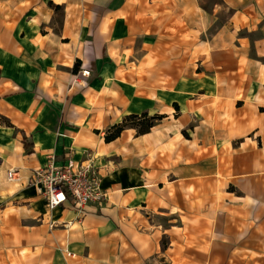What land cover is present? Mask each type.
<instances>
[{"label": "crops", "instance_id": "1", "mask_svg": "<svg viewBox=\"0 0 264 264\" xmlns=\"http://www.w3.org/2000/svg\"><path fill=\"white\" fill-rule=\"evenodd\" d=\"M52 155L104 202L6 180ZM0 264H264V0H0Z\"/></svg>", "mask_w": 264, "mask_h": 264}, {"label": "built area", "instance_id": "2", "mask_svg": "<svg viewBox=\"0 0 264 264\" xmlns=\"http://www.w3.org/2000/svg\"><path fill=\"white\" fill-rule=\"evenodd\" d=\"M89 76L90 70L83 67L73 75L75 80ZM101 179L91 159L79 161L70 156L63 164H56L54 156H50L42 166L30 170L25 180L16 168L6 172L8 182L33 186L48 210L69 203L78 214H82L87 205H101L106 199Z\"/></svg>", "mask_w": 264, "mask_h": 264}, {"label": "trees", "instance_id": "3", "mask_svg": "<svg viewBox=\"0 0 264 264\" xmlns=\"http://www.w3.org/2000/svg\"><path fill=\"white\" fill-rule=\"evenodd\" d=\"M160 118L161 116L157 114H130L124 117V119L120 123L112 125L105 133L104 139L107 142L115 139L125 128H134L137 133L148 132L150 128L154 126Z\"/></svg>", "mask_w": 264, "mask_h": 264}]
</instances>
